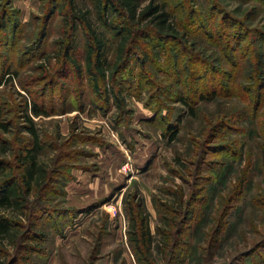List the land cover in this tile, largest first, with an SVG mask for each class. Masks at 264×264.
<instances>
[{
  "label": "rangeland",
  "instance_id": "1",
  "mask_svg": "<svg viewBox=\"0 0 264 264\" xmlns=\"http://www.w3.org/2000/svg\"><path fill=\"white\" fill-rule=\"evenodd\" d=\"M132 1L136 16L149 3L159 5L168 13L166 25L189 13L187 39L205 59L216 62L222 78L220 94L199 100L190 113L172 97L179 85L170 60L161 55L157 61L162 70L151 69L163 87L160 95L155 98L145 88H134L132 74L133 87L125 85L122 93L123 111L110 92L107 107L95 97L88 79L79 82L70 69L54 82L45 76L57 67L54 41L64 35L69 4L97 32L112 33L102 29L93 0H0V68L15 71L0 83L9 121L3 137L29 135L21 109L34 99L49 114L29 112L44 141L32 183L55 153L60 149L65 153L58 174L63 185L54 183L62 192L48 194L47 201L62 213L50 212L37 222L42 238L28 240L36 249L23 251L18 264H138L129 243L126 206L134 203H140L146 216L155 264H166L169 253L163 231H173L167 222L173 214L169 205L177 207L180 189L184 211L193 195L196 200L180 236L177 264H264V246L256 248L264 237V0ZM117 12L110 5L105 8L108 22ZM236 21L245 37L238 44L245 46L235 49ZM75 33L76 50H82L83 33L80 28ZM252 34L257 37L254 44L249 43ZM112 40L106 73L126 42L118 36ZM256 51L263 53L259 61L253 56ZM134 57L131 63L137 71ZM257 69L260 74L254 72ZM204 80L210 92L211 83ZM158 99L161 115L176 123L172 137L163 133L155 110ZM2 145L0 155L12 161L9 149L1 151ZM242 183V192L234 194ZM0 214L25 220L14 205L0 207ZM17 231L14 227L0 235V245L8 251L0 253V264L14 256Z\"/></svg>",
  "mask_w": 264,
  "mask_h": 264
},
{
  "label": "trees",
  "instance_id": "2",
  "mask_svg": "<svg viewBox=\"0 0 264 264\" xmlns=\"http://www.w3.org/2000/svg\"><path fill=\"white\" fill-rule=\"evenodd\" d=\"M93 3L96 9H98L97 16L102 29L105 31L106 28L112 33L107 36L106 34L97 32L84 14L77 13L74 6L69 4L63 27L64 35L62 39L54 41L58 45V54L56 55L57 67L54 68L52 73H45L49 81L54 82L59 80L70 69L73 77L78 78L79 82L87 78L89 87L95 97L104 101L107 105L110 98L109 92L114 94L118 107L123 111L124 98L122 93L125 85L132 86L129 83V78L132 74L136 76L134 88H145L155 98L160 95L163 87L157 83L151 73V69L155 68L157 70L159 68L158 57L164 55L165 61L170 60V63L167 64L174 70L175 81L179 85L178 88H173L172 97L188 108L190 113L195 111L194 104L199 100L209 99L216 94H220L218 85H221L220 81H222V78L219 76V70L214 67L217 66L216 62L208 58L205 59L200 54L201 52L195 49L193 43L187 39L189 32L188 25L190 24L189 13L186 14L184 19H176L173 24L166 25L165 21L168 13L160 11L159 5L149 3L146 9L136 16L133 11L132 0H93ZM109 5L118 12L108 22L104 11ZM149 16L153 17L148 19ZM239 23L240 21L232 23L235 34L233 39L234 47L236 46L235 49L245 46V44L241 46L238 44L245 38L239 32ZM78 28L81 29L84 36L82 50L78 48L76 50L75 46V32ZM254 34L250 35V44H254L257 39ZM42 35L43 32L40 38L43 37ZM117 36L118 40L124 38L126 42L120 50L121 53L118 61L106 73L104 66L107 54L110 51L111 43H113L112 39ZM226 55L230 58L231 54ZM253 56L256 58V61H259L263 57V53L256 51ZM133 57L139 64L137 71L134 69L133 63H131ZM244 62L246 63V61H242L243 64ZM234 66L237 70L239 63ZM0 69V83L5 80V75L10 72L13 75L15 73V71H10L9 67L3 69L2 66ZM159 69L162 70L161 68ZM260 71V69H257L254 72L260 74ZM204 78L209 80L208 83H211L210 92H207V84ZM257 78L259 77L257 76ZM255 92L258 95L257 92L259 90H255ZM158 104L155 110L162 120L163 133L168 132L172 137L177 130L176 123L172 124L168 118L169 116L161 115L160 107L162 106L159 99ZM22 106L21 110L25 111L23 116L28 122L26 131L29 135H20L19 137L14 135L12 139H7L3 137V134L9 132V121L4 109L5 101L0 97V143L3 144L1 151L6 150V148L7 150L9 149L10 158H12L11 161L9 158L0 155V207L14 205L25 216V220H23L0 214V235H3L14 227L19 230L13 240L14 256L7 264H18V257H23L21 255L23 251L30 252L36 249V246L30 245L27 242L36 237L42 238V232L36 228L37 222L40 219H43L50 212L51 214L62 213L61 208L49 206L47 201L49 200L48 194H61L62 192V190H56L57 188L54 187V183L61 184V187L63 185L62 180L58 179V174L61 168L64 167L65 163H63L62 158L65 157V153L63 149L55 153L51 159V163L43 168L40 179L36 183H32L33 173L37 165V155L40 151L44 150V141L39 138L30 113L32 112L34 115L49 113L34 99L32 103L24 102ZM17 128L20 127L17 126ZM15 138L20 139L21 143H17ZM202 155L203 150L202 153L198 154L196 164V168L198 167V169L200 168ZM242 185L243 183L236 188L234 194L242 192ZM182 196V190L180 189L177 207L169 205L170 211H173V214L167 222L173 228V231H163L166 237L164 244L169 253L168 258H165L166 264H177L178 259H180L178 257L180 244L182 243L180 236L185 232L184 226L186 225L188 214L194 211L192 205L196 200V195H193L191 200L186 202L187 208L185 211ZM126 206L129 211L130 220L129 243L135 254L136 261L138 264H155V259L151 254V236L147 226V219L142 213L141 205L140 203H134ZM213 230L214 234H218L220 231L219 227H215ZM260 241L259 245L256 246L257 249L260 246H264V237ZM255 251L254 249L253 252ZM0 253H8V251L0 245Z\"/></svg>",
  "mask_w": 264,
  "mask_h": 264
}]
</instances>
